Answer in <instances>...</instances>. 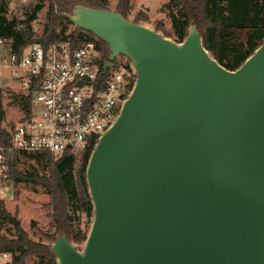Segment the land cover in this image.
I'll use <instances>...</instances> for the list:
<instances>
[{"label": "water", "instance_id": "95a60500", "mask_svg": "<svg viewBox=\"0 0 264 264\" xmlns=\"http://www.w3.org/2000/svg\"><path fill=\"white\" fill-rule=\"evenodd\" d=\"M64 15L135 82L90 153L83 246L58 235L57 263L264 264V41L230 70L195 24L177 42L80 1Z\"/></svg>", "mask_w": 264, "mask_h": 264}, {"label": "built area", "instance_id": "2783aa9c", "mask_svg": "<svg viewBox=\"0 0 264 264\" xmlns=\"http://www.w3.org/2000/svg\"><path fill=\"white\" fill-rule=\"evenodd\" d=\"M98 41L67 36L18 51L0 38V202L9 196L16 153L83 154L114 123L135 69L118 55L104 70ZM0 264H13V253L0 249Z\"/></svg>", "mask_w": 264, "mask_h": 264}, {"label": "trees", "instance_id": "16d2710c", "mask_svg": "<svg viewBox=\"0 0 264 264\" xmlns=\"http://www.w3.org/2000/svg\"><path fill=\"white\" fill-rule=\"evenodd\" d=\"M41 1V0H39ZM49 10L43 32L36 37L30 26L18 28L16 20L5 21L0 18V38L11 39L14 49L21 51L34 41L44 45L67 36L80 35L87 39L96 37L89 31L76 28L69 34L65 29L57 31L63 20L71 23L64 15L78 0H48ZM93 7L107 8L108 0H85ZM40 9L37 5L35 12ZM129 0H119L116 11L128 17ZM162 12L170 20L172 34L177 42L184 40L190 27L195 24L200 30L204 46L220 64L230 70L238 68L247 57L264 41V0H168L162 6ZM34 18L32 15L31 19ZM148 19L140 11L134 21ZM72 24V23H71ZM163 22L158 21L155 29L159 31ZM102 50V61L109 58L108 45L98 38ZM92 149L83 153L81 165L76 169V155L64 153L53 155L50 152L16 153L11 163V180L39 184L48 190L53 204V220L56 234L66 233L69 241L83 242L87 234L74 233V216L71 210H83L92 216V202L86 181V166ZM35 156L42 159L41 168L21 170L16 160L19 155ZM76 207H72L73 205ZM10 219L9 212L0 204V249L13 253V264H26L29 257L46 259V264H58L51 251V245L34 241L20 226L16 225L14 237L1 233L2 221ZM12 223L14 221L10 219ZM55 238V237H54Z\"/></svg>", "mask_w": 264, "mask_h": 264}, {"label": "rangeland", "instance_id": "374dc122", "mask_svg": "<svg viewBox=\"0 0 264 264\" xmlns=\"http://www.w3.org/2000/svg\"><path fill=\"white\" fill-rule=\"evenodd\" d=\"M78 1L85 3V0ZM167 1L146 0L145 3L149 7V10H146L139 7L140 0H129L130 10L127 18L134 20L137 14L143 11L148 16V19L142 20L140 23L155 29L158 21L161 20L163 22V27L159 30L161 34L175 40L176 37L172 34L170 20L167 14L161 10ZM118 2L119 0H108L106 6L110 10H116ZM37 5H40V9L35 12L34 10ZM49 5L48 0H0V18L7 22L16 20L18 28H24L28 25L34 31L35 36L38 37L42 34L47 22ZM32 15H34L33 19H31ZM63 29H65L66 34H69L73 31L74 25L63 20L57 31H62ZM82 156L83 154L76 155V169L81 165ZM16 163L19 169L27 171L33 167L41 168L43 162L42 159L39 160L35 156L21 154ZM7 191L9 193L8 198L0 202V204L9 212L10 219L13 220L15 218L19 220L17 225H20L32 240L51 245L58 235L54 227V209L48 190L39 184L13 182L11 185H8ZM72 207L75 208L76 205L74 204ZM71 213L75 218L73 223L74 233L87 234L92 216L79 209L77 211L71 210ZM10 219L2 221L1 233L6 234L8 237H14L16 225ZM72 242L79 249L82 248L84 243V241ZM25 263L46 264V259L29 257Z\"/></svg>", "mask_w": 264, "mask_h": 264}]
</instances>
